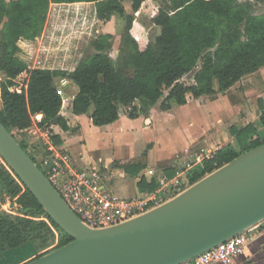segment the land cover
I'll list each match as a JSON object with an SVG mask.
<instances>
[{
  "label": "trees",
  "instance_id": "trees-1",
  "mask_svg": "<svg viewBox=\"0 0 264 264\" xmlns=\"http://www.w3.org/2000/svg\"><path fill=\"white\" fill-rule=\"evenodd\" d=\"M125 0H0V123L46 176V171L18 140L14 131L32 126V116L42 115L39 127L56 125L67 131V121L60 116V87L68 81L77 88L72 101L74 115H86L92 107L90 120L95 127L113 124L119 119L121 107L130 120L137 118L136 101L153 106L161 100L159 110L167 112L172 105L183 106L187 97L194 100L224 95L234 84L264 68V13L252 14L249 2L238 0H162L150 15V23L160 29L153 41H138L132 35L134 14L147 0H130L131 13L123 8ZM92 3L96 18L107 22L117 15L124 19L118 55L110 56L113 35H95L90 41L92 53L77 60L71 70H29L17 58L21 39L34 40L45 26L51 4ZM194 73L192 81L183 78ZM26 72L25 86L17 88L16 79ZM262 135L251 125L229 131L238 150L227 145L214 155L194 165L186 173L192 185L241 154L264 143V104L259 106ZM144 113V111H143ZM146 113V112H145ZM58 145L59 139L52 137ZM125 172L136 175L140 167L126 166ZM169 177L173 175L167 174ZM144 180H141L143 187ZM155 183L147 185L152 191ZM0 192L13 201L21 216L0 214V263L6 253L32 245L40 230L60 235L57 245L30 261L58 249L72 238L44 213L40 204L7 169L0 168ZM43 218L45 221H34ZM23 263L27 264L28 262Z\"/></svg>",
  "mask_w": 264,
  "mask_h": 264
},
{
  "label": "water",
  "instance_id": "water-1",
  "mask_svg": "<svg viewBox=\"0 0 264 264\" xmlns=\"http://www.w3.org/2000/svg\"><path fill=\"white\" fill-rule=\"evenodd\" d=\"M0 157L72 238L27 264H183L264 221V143L122 224L91 229L0 123Z\"/></svg>",
  "mask_w": 264,
  "mask_h": 264
},
{
  "label": "crops",
  "instance_id": "crops-1",
  "mask_svg": "<svg viewBox=\"0 0 264 264\" xmlns=\"http://www.w3.org/2000/svg\"><path fill=\"white\" fill-rule=\"evenodd\" d=\"M5 1L8 2L10 0H5ZM152 1L153 0L145 1L141 5L139 11L134 14V16L137 17L143 11L144 7L147 8V10H150L151 8L150 3H152ZM122 4H123V8L126 14H130L132 12L130 0H125L123 1ZM61 8L63 9L67 8L64 17H66L67 19H72L74 21V23H72V26H70V29H69V31L71 32L65 35L68 38L67 39L68 41L65 43H68V44H64L62 43V41H60V44H59L60 49H64V50H67V52L71 51L74 53L73 54L74 56L69 55V61L66 65H62V62L60 61L56 62V60L53 61L54 63H51L50 62L51 59L48 60V55L46 51L43 52L41 49L35 48L37 42L41 43L44 40L46 33L49 31V28L54 29L57 27V26L55 27L56 23H54L53 25L52 24L49 25V23L51 22V20L55 22L57 20H61L62 16L59 15L61 11L59 9ZM91 14L93 16L92 23L90 22ZM116 16L117 15L112 16L111 19L107 22H101L96 18L95 7H94V4L92 3L51 4L49 6L45 26L43 28L41 35L35 38L34 40H26V39L19 40L17 43L19 47V52L17 53L16 56L19 60H21L23 63L27 65L29 70H34V69L63 70V71L71 70L75 66L77 60L79 59V54H80L78 52L80 49L79 46L81 45V47H84L85 44L87 43L90 44L91 39L94 37V33H96V35H100V34H111L112 35L113 34L112 29H110L109 27H110L111 21ZM64 21L65 20H63V22ZM95 26L97 27V29H95ZM121 34L118 36L119 40H120ZM69 44H71V46ZM27 46H30V48L33 49L32 50L33 58L38 59L36 60L35 63L33 62L30 63L29 59L25 58L23 54V52L26 51L25 49ZM60 49L55 50L56 51L55 55L60 54L61 52ZM20 76H24V80L26 84L28 74L24 72ZM4 78H5L4 73L0 72V82ZM25 84L22 85L20 88L26 87ZM230 89L225 94H227L230 91ZM59 90H60V94L62 97V106L60 108L59 114L67 121L68 130L63 131L60 127L56 125H51L46 128L39 127V123L42 120V115H34L32 116V126L26 130L17 131V133L23 136L24 141L28 145V151L35 155L34 157L37 159L38 163H40V160L42 157H45L47 154H50V152L53 151V152L68 156L72 160L73 162L72 164L78 169H87L89 167H93L95 171L101 177L100 178L101 186L107 192L111 193L113 196L121 200H135V199L140 198L145 193L154 192L158 188V184L156 181L157 177L162 175V176H165L167 179L174 178L175 176H177L179 171L184 169L185 164L195 163L193 155L200 153L201 151H204L205 153H207V155L213 156L216 151L224 148L227 145H231L236 150H238L235 137L232 136L229 131L232 127L236 128L237 130H240V129L245 128L248 125H251L252 127L256 129L257 133H259L260 136L262 135V132H261L262 130L259 125V114H260L259 109H258V114L254 120H253V117H249L248 115H245V114L241 115L239 118L240 120H237L236 123H233V124L229 123L227 133H221V127L218 124H222L223 122H226L225 120L230 117V113H233L232 109L234 105L228 100L225 94H224L225 96H223L222 94H217L214 97L215 100L212 102L202 103L197 106L194 105V108L196 109L198 107L202 108V112H199L198 118L196 119V121H191L186 125L187 129L185 130V132H179V134H177L178 139L183 142L182 148L180 149L176 148L173 144H168L163 147L159 145L155 146L156 141H158L162 135L157 130H154V124H157L159 117L162 116L161 113L163 114L166 113L169 124L170 122L172 123V126L177 124L178 120H176V116H175L176 114H175V109H174V107H176L177 105H172L173 108L171 107V110L167 112H161V111L158 112L157 110L154 109V107L157 104L153 106H148L146 103L144 104V103H140L139 101H136L134 103V106L138 109L139 112H138L137 118L134 120L139 121L141 129L145 133L144 136L150 137L147 140H145L144 143L145 144L150 143V145L153 144V146L147 150V154L143 153V155L139 157L134 155L137 145L135 147L132 146L130 148L131 151H129V156H126L125 158L119 161L121 164H124L122 166L123 170L122 171L109 170V172H107V170L103 168H101L100 170V168H98L95 163L91 162L90 158H87L86 156H84V154L81 153V151L78 150V152H76V150H73L74 148H76V145H77L75 141L76 140L75 137L81 134V124H80L81 120L84 121L86 126L89 128L92 125V122L89 118L93 110L92 107L88 110V113L86 115H74L72 113V101L74 99L75 93L77 92V89L72 84V82L68 81L65 85L61 86ZM217 96L218 98L216 100ZM189 97L190 96L187 97V103L181 106L182 108H185V110H187L186 108L189 106L188 105ZM201 100H203V98L199 100H195V101L200 102ZM1 105H2V102H1ZM209 106L210 108L213 106L215 110L214 109L209 110ZM203 108H205L206 111H204ZM121 109L122 108H120L119 110V119L116 121L117 123L114 122L113 124L119 125V127L122 130H126V127L124 124L128 123L127 120H130V119L126 115L127 110L124 113L122 112ZM196 109H193V110L196 111ZM143 111H146L147 113L145 114V116L146 115L148 116L149 112L151 114L150 119L148 118L145 120L146 123L149 122V125L147 127L141 126V122L138 117L142 115L141 113H143ZM122 116L124 118V119L122 118V120H124L123 122L120 121ZM171 127L165 128V134L166 132L170 133V131H172ZM126 131L132 132L135 130L133 128H128ZM150 131H152V133H149ZM52 137H56L59 139L58 145L54 143ZM172 139L174 138L169 139L168 142H170ZM79 140H80L79 144L80 145L82 144L81 146H84L85 141L82 140L81 138H79ZM196 141H199V147L197 150L192 152L190 150L191 148L189 149L188 146L192 145ZM66 144L68 145V147H64ZM148 147L149 145L147 146V148ZM98 162H100L99 159H98ZM163 164L165 165L161 166ZM126 166L140 167L141 170L136 175L129 174V173H126L124 170ZM146 166L149 168L150 167L157 168L159 170L155 171L154 169H148L146 168ZM149 171H153L154 176H148ZM171 173H173V175L169 177L167 174H171ZM108 176L117 177V179L121 183V187L119 188V193H127V195L128 193H130L129 196L128 197L126 196V198H120L116 194L107 190L105 186L108 185L112 187L113 183L116 181L113 178L114 180L110 182V179L112 177H108ZM142 179L144 180L143 187L141 186ZM131 180L136 181L134 189H133V186L130 185ZM151 182L155 183L156 187L152 191H148L149 189H146V187ZM5 203L7 202L5 201ZM30 260L31 259L26 260L20 264L26 263L27 261H30ZM232 264H264V221L259 223L255 227V229L253 230L252 240L249 241L244 246L243 253L235 257Z\"/></svg>",
  "mask_w": 264,
  "mask_h": 264
},
{
  "label": "rangeland",
  "instance_id": "rangeland-1",
  "mask_svg": "<svg viewBox=\"0 0 264 264\" xmlns=\"http://www.w3.org/2000/svg\"><path fill=\"white\" fill-rule=\"evenodd\" d=\"M240 2H249L252 5V14L253 15H260L264 13V0H238ZM162 0H153L152 3H150V10H147V8H143V11L136 17L135 16V21L133 23V28H132V35L140 41L141 38L142 40L144 39H150L151 41L154 40V38L159 34L160 29L158 27H155L151 25L150 23V15L157 9L158 6H161ZM61 10L59 15L62 16L61 20H57L56 22L51 20L49 25H53L56 23L55 27L56 28H49V31L46 33L44 40L39 43H36V49H41L43 52H47L48 55V60H50L51 63H54L53 61L56 60L62 62V65H66L69 61V55L74 56L73 52L60 49L59 44L60 41L64 44L67 42L68 38L65 36L67 33L71 32L69 31L70 26H72V23L74 21L72 19H67L64 17L66 13V9H59ZM70 10V9H68ZM92 13V12H91ZM63 18V19H62ZM63 20H65L63 22ZM89 20V19H88ZM93 21V16L91 14V23ZM110 29H112V35H113V47L110 52L111 58L114 60L117 58L118 55V46H119V35L121 32H123L124 28V19L121 17L116 16L110 24ZM53 29V30H52ZM95 29L97 27L95 26ZM95 31V30H94ZM53 33V34H52ZM52 34V35H51ZM96 33H94V36ZM71 46V44H69ZM79 59L85 55H89L92 53V49L89 46V43L85 44L84 47L79 46ZM56 49H60L61 52L60 54H56ZM26 51L23 52L25 58H28L30 63H35L36 60L33 58L32 55V50L30 46H27ZM53 51V52H52ZM58 52V51H57ZM45 55V54H44ZM42 55V56H44ZM54 58V59H53ZM200 68V63L197 65L195 70L190 73L189 75H186L183 78L184 82H191L192 78L194 76V73ZM17 83V88L19 89L22 85L25 84L24 76H20L16 79ZM76 88V87H75ZM77 89V88H76ZM228 98V100L234 105L233 106V113H230V117L227 118L222 124H218L221 127V133H227L228 125L229 123L233 124L236 123L237 120H240L241 115H248L249 117H253V120L258 114V108L261 104H264V69H260L257 73L253 75L246 76L242 78V80L234 85L230 91L225 94ZM223 95V96H225ZM222 96V95H221ZM220 96V97H221ZM218 96L216 97L217 100ZM189 103L188 107L182 108L181 106H176L174 107L175 109V116L176 120H178V123L172 126V123L168 122V118L166 113H161L162 116L159 117L157 124H154V130H157L159 133H161V138L156 141L155 146H166L168 144H173L176 148H182L183 142L178 139L179 132H185L187 129L186 125L191 122V121H196L198 118L199 112H202V108H194V105L197 106L202 103L206 102H212L215 100V98H209V97H203V100L200 102H196L192 98H188ZM201 99V98H200ZM199 100V99H198ZM224 101V100H223ZM161 103V100L157 103V105L154 107L155 110L158 112L159 110V105ZM137 105V104H136ZM1 100H0V108H1ZM211 106V105H210ZM210 109H214L212 106ZM122 112H126V109L121 107ZM173 108V107H172ZM206 108V107H205ZM203 108L204 111L206 109ZM193 109H196L193 110ZM173 110V109H172ZM215 110V109H214ZM144 113H141L142 115L138 116L141 122V126L147 127L149 125V122L146 123V119H150V112L148 116ZM123 116L121 117L120 121L122 120ZM124 119V118H123ZM128 123L124 124L126 127V130L128 128H133L135 131L132 132H127L126 130H122L119 125H108L104 127H94L90 126L87 127L85 122L81 120V134L75 137L76 141V148L73 150H76V152L81 151V153L84 154L87 158L91 159V162L95 163L98 168H103L106 169L107 172L109 170L115 171V170H120L122 171L123 168L122 166L124 164H121L119 161L125 158L126 156H129V151L130 148L133 146L136 147L135 149V154L136 156H142L143 153L147 154V150L153 146V144L150 145V143H144L145 140H147L148 136H144L145 133L140 127V123L137 120H127ZM117 123V122H116ZM172 126V127H171ZM171 130L170 133L166 132L165 134V128H170ZM219 130V128H218ZM149 133H152L150 131ZM175 133V134H174ZM14 135L16 138L20 141L23 140V136L19 135L16 131H14ZM79 138L85 141L84 146H81L79 144ZM172 139L170 142H168L169 139ZM81 140V141H82ZM145 144V146H144ZM149 147L147 148V146ZM64 147H68L66 144ZM84 147V148H83ZM189 149L193 152L198 149L199 147V141H196L192 145L188 146ZM98 159L100 162H98ZM37 160V159H36ZM165 164L161 165L164 166ZM6 168L7 171L10 173L9 169L5 165V163L2 161L0 157V168ZM148 169H154L155 171H158L159 169L157 168H149L146 166ZM11 174V173H10ZM109 175V174H108ZM112 177V176H108ZM116 180L112 187L111 186H105L107 190L110 192L116 194L120 198H126L128 197L130 193H119V188L121 187L120 181L117 179V177H112L110 179V182H112L114 179ZM135 180L130 181V185L133 186V189L135 188ZM188 183L183 187L184 190L188 187H190ZM118 192V193H117ZM5 201L7 203H5ZM7 210V211H5ZM5 213L8 215L12 216H17L15 214H18L17 210L13 207V201H9L8 198H5L4 195L0 192V214ZM34 221H45L43 218H35ZM37 238L33 241V246L36 248L35 250L32 248L31 245H26L23 248L15 251V252H9L6 253L4 256L3 261L0 264H20L26 260L33 259L35 256L40 255L48 250H51L54 248L57 243L59 242L60 235L58 231L52 229L51 233L44 232L40 230L39 234H37Z\"/></svg>",
  "mask_w": 264,
  "mask_h": 264
},
{
  "label": "built area",
  "instance_id": "built-area-1",
  "mask_svg": "<svg viewBox=\"0 0 264 264\" xmlns=\"http://www.w3.org/2000/svg\"><path fill=\"white\" fill-rule=\"evenodd\" d=\"M211 157L204 151L193 155L195 163L185 164L184 169L172 179L162 175L157 177L158 188L135 200L116 198L101 186V177L93 167L78 169L66 155L51 151L41 158L39 164L46 171L48 181L80 221L91 229H102L122 224L179 195L188 183L185 173ZM148 176H154V172L149 171ZM257 225L183 264H232L252 240Z\"/></svg>",
  "mask_w": 264,
  "mask_h": 264
}]
</instances>
